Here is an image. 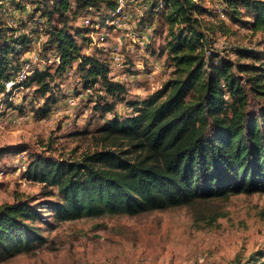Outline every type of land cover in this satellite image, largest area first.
Listing matches in <instances>:
<instances>
[{"label": "trees", "instance_id": "1", "mask_svg": "<svg viewBox=\"0 0 264 264\" xmlns=\"http://www.w3.org/2000/svg\"><path fill=\"white\" fill-rule=\"evenodd\" d=\"M118 1L42 0L30 19L44 21L47 43L59 61L25 82L46 94L56 77L78 62L84 86L101 83L114 98L103 105L104 114L114 111L126 86L110 79L104 59L83 53L78 39L85 31L74 21L87 15L105 20ZM219 1L235 23L261 34L264 44V0ZM18 8L24 7L18 3ZM243 10L253 21L242 19ZM150 11L167 25L173 71L165 88L130 102L131 115L107 120L99 129L100 150L80 160L31 155L26 177L57 188L60 199L44 208L58 220L137 215L198 200L264 194V51L237 48L240 59L252 58L238 63L213 53L208 36L217 28L207 26L209 11L197 0H154ZM29 42L0 16V94L23 68ZM25 150L1 148L0 159ZM42 218L30 200L0 205V263L47 241L37 226Z\"/></svg>", "mask_w": 264, "mask_h": 264}, {"label": "rangeland", "instance_id": "2", "mask_svg": "<svg viewBox=\"0 0 264 264\" xmlns=\"http://www.w3.org/2000/svg\"><path fill=\"white\" fill-rule=\"evenodd\" d=\"M41 1L0 0V16L30 41L22 55L25 69L31 64L42 70L58 62L47 43L46 24L30 19ZM153 1L126 0L121 13L105 20L87 15L74 21L85 31L78 39L83 53L104 59L110 79L126 86L114 111L104 114L103 105L114 98L101 83L86 88L78 62L56 77L46 94L38 92L36 84L20 80L0 94V149L27 148L0 159V205L32 201L42 211L37 226L47 238L0 264H264L262 193L198 200L137 215L61 221L44 208L60 199L57 188L26 177L34 153L80 160L100 150L99 129L107 120L131 115L130 102L146 100L165 88L173 67L166 48L167 25L150 11ZM197 1L209 11L207 26L217 28L208 36L213 53L238 63L252 58L240 59L237 48L264 51L261 34L235 23L219 0ZM242 19L253 21V16L243 10Z\"/></svg>", "mask_w": 264, "mask_h": 264}, {"label": "built area", "instance_id": "3", "mask_svg": "<svg viewBox=\"0 0 264 264\" xmlns=\"http://www.w3.org/2000/svg\"><path fill=\"white\" fill-rule=\"evenodd\" d=\"M125 1L126 0H119L118 1L119 7H118L117 11L114 13V15L119 14L123 11V9L125 7ZM160 5L162 6V2L160 3ZM207 53H210V51L208 50ZM56 60L59 61V58L57 57ZM51 62H53V61L51 60ZM35 71H37V70H35L31 64L27 65L26 69H25V67H23L21 69V71L19 72V74L17 75V78L15 80L7 83V89L6 90H9L14 85V82L16 80H18V81L20 80L21 82L28 80L35 73Z\"/></svg>", "mask_w": 264, "mask_h": 264}]
</instances>
